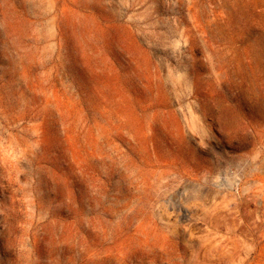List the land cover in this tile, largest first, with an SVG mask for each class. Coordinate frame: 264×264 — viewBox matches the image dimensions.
<instances>
[{"label":"rangeland","instance_id":"1","mask_svg":"<svg viewBox=\"0 0 264 264\" xmlns=\"http://www.w3.org/2000/svg\"><path fill=\"white\" fill-rule=\"evenodd\" d=\"M235 13L0 0V264H264V0Z\"/></svg>","mask_w":264,"mask_h":264},{"label":"bare ground","instance_id":"2","mask_svg":"<svg viewBox=\"0 0 264 264\" xmlns=\"http://www.w3.org/2000/svg\"><path fill=\"white\" fill-rule=\"evenodd\" d=\"M236 8V19L238 22L248 19L252 15V7L257 3V0H230ZM242 23V22H241ZM247 26L243 24L238 29L240 34L247 32ZM264 40V35L260 34L256 41ZM249 48H253V44H249Z\"/></svg>","mask_w":264,"mask_h":264}]
</instances>
